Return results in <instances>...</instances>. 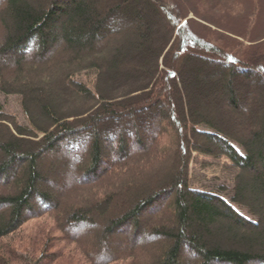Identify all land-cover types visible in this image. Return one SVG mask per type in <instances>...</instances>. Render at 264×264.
Returning <instances> with one entry per match:
<instances>
[{
  "label": "trees",
  "instance_id": "16d2710c",
  "mask_svg": "<svg viewBox=\"0 0 264 264\" xmlns=\"http://www.w3.org/2000/svg\"><path fill=\"white\" fill-rule=\"evenodd\" d=\"M185 1H1L0 94L20 98L28 127L0 110V264H50L68 244L89 264H264V3ZM199 14L240 41L216 39ZM88 72L93 91L75 77ZM193 154L235 170L230 202L190 188ZM47 155L65 159L72 197L47 190ZM48 215L54 225L16 251L27 221ZM128 227V251L109 252Z\"/></svg>",
  "mask_w": 264,
  "mask_h": 264
},
{
  "label": "rangeland",
  "instance_id": "374dc122",
  "mask_svg": "<svg viewBox=\"0 0 264 264\" xmlns=\"http://www.w3.org/2000/svg\"><path fill=\"white\" fill-rule=\"evenodd\" d=\"M0 0V17L3 14L4 9H2L3 4ZM179 2L183 3L182 1L185 0H178ZM264 1V0H263ZM262 1V4L264 3ZM185 3H187L185 1ZM189 5V4H187ZM241 9H236L232 15H230V18H235L238 16H241L242 13H240ZM242 11V10H241ZM216 17L221 16V11L213 9ZM214 16V15H213ZM201 14H199L198 17H196L195 21L203 27L210 28L212 31H214V37L217 39V35H223L227 36L228 38L236 39L238 41L239 38L235 35L231 34L232 30L222 27L219 22L216 21V19H211L209 22H204L200 19ZM188 18H193L192 14L188 15ZM210 18V17H209ZM215 20V21H214ZM1 22V18H0ZM3 25L0 24V30ZM61 30V29H60ZM59 29L52 30L54 34L61 36V31ZM264 43V39L261 41ZM253 44V43H251ZM63 43H61L59 40L56 41L52 45V49L49 52L48 56L51 58L56 52L61 50L63 48ZM36 54H33V56ZM76 77V80L87 86L90 90L93 91V85H94V76L91 74V72L88 73H81L78 74ZM216 105V104H215ZM214 105V107H215ZM217 108V106L215 107ZM0 110L8 113L12 116H14L17 120V122L23 126L28 127V123L22 113L21 107H20V98L18 96H6L3 94H0ZM217 113L219 115H222V111L218 109ZM145 135V134H144ZM151 134H148L150 136ZM143 136V133H142ZM144 139L145 146L149 142V137H142ZM132 155L138 153V149L136 147L129 148ZM238 150H240L237 147ZM65 159L62 160H56L55 158H52L50 155H47L42 158L40 162V167L43 170V173H45V178L47 179V190H50V192L53 195L54 200H59L63 195H67L69 197H72V190L71 188L76 183V180L74 179L72 175V171L68 167H64L66 165ZM61 168L63 170H61ZM175 169V168H173ZM46 170V171H45ZM164 174V173H162ZM166 174V173H165ZM235 175V170L232 168H229V164L225 162V160H216L211 158H205L198 155H194L192 159L190 160L189 164V170H188V177H189V185L190 188L198 191H203L206 193L218 195L227 202H230V199L232 197V189H233V178ZM161 177V176H160ZM158 177V182L156 184H169L168 178H160ZM167 177V176H166ZM157 179L156 177L154 178ZM82 180V179H81ZM89 180H92L89 179ZM34 206V205H33ZM236 209H239L243 215L254 219L251 217L247 211L243 208L240 209V207L236 206ZM6 211L5 208H0V214L4 213ZM255 213L260 214L263 217V212H257ZM151 215V212L144 213L140 217L141 224L144 225V222L148 221L149 216ZM29 216L28 214L26 215ZM262 219V220H263ZM53 219L50 215L48 216H42L40 218H33L29 219L27 223L22 227L19 233H17L13 238V245L16 248V251H20V247L24 244H29L30 241L34 240L35 238L42 237L44 235V230H48V228H51L53 226ZM96 226H88V225H82L79 226L76 231L74 232L81 234L84 236L88 241L92 242V237L98 238L99 233L97 231ZM42 234V236H41ZM133 236V229L131 227H128L124 232L116 235L115 237L110 238L108 241H106L105 248L111 252V253H118V252H126L128 251V248L131 247L130 240ZM51 238L58 239L59 235L57 233H54ZM57 243L56 246L52 248V252L59 251L60 248L63 247V241L56 240ZM143 241H146V237H141L140 239H137L132 246H142L144 243ZM23 245V246H24ZM71 245L67 247L64 252V254L56 258L53 262H50V264H89L84 260L83 254L81 251L76 247L75 244H68ZM21 254V253H20ZM35 257L39 256L38 252L34 254ZM42 256V255H41ZM40 258V256H39ZM36 257V259H39ZM183 259L185 261H191L192 259H195L193 255L187 256L184 255ZM188 259V260H187ZM46 263V261L44 262ZM19 264V263H16ZM47 264V263H46ZM189 264H192L189 262Z\"/></svg>",
  "mask_w": 264,
  "mask_h": 264
}]
</instances>
